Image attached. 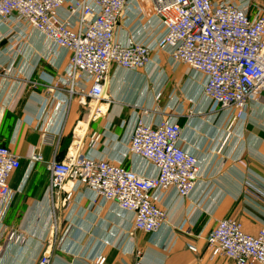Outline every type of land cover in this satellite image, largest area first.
<instances>
[{
    "label": "crops",
    "instance_id": "0c3cea01",
    "mask_svg": "<svg viewBox=\"0 0 264 264\" xmlns=\"http://www.w3.org/2000/svg\"><path fill=\"white\" fill-rule=\"evenodd\" d=\"M129 35L119 23L115 37L125 41ZM17 37H4L0 29V145L21 163L35 151L43 161H28L42 168L29 167L21 178L17 170L10 177L13 197L8 205L0 204V264H38L42 256L49 257V264H96L98 257L104 258L102 264H134L138 257L149 264H233L211 258L205 236L222 219L240 222L250 234L264 223V100L247 112L256 118L229 120L203 98L198 74L171 64L191 108L185 112L184 103L155 106L156 92L147 85L160 74L164 59L170 64L166 55H159L145 70L112 68L104 84L109 106L103 116L93 118L77 96L67 104L59 94L68 54L38 33ZM190 88L195 89L191 99ZM144 110L157 119L178 118L181 145L198 157L201 168L188 198L169 189L159 199L166 214L159 232H132L127 214L111 205L91 204L81 187L69 201L62 191L50 198L47 164L54 157L64 159L75 140L78 152L88 153L92 133L99 139L91 157L148 174L151 168L128 150L132 119ZM227 132L230 138L220 148ZM45 135L51 143L44 142Z\"/></svg>",
    "mask_w": 264,
    "mask_h": 264
},
{
    "label": "built area",
    "instance_id": "2783aa9c",
    "mask_svg": "<svg viewBox=\"0 0 264 264\" xmlns=\"http://www.w3.org/2000/svg\"><path fill=\"white\" fill-rule=\"evenodd\" d=\"M119 23L129 30L125 41L115 37ZM0 29L4 37L17 34L19 39L38 33L68 54L59 94L67 104L77 96L93 118L109 106L104 84L112 68L145 70L159 54L198 74L203 98L230 120L243 119L264 100V5L254 0H0ZM181 133L178 118L157 119L144 110L132 119L128 150L151 168L148 174L91 157L96 133L86 154L78 152L75 140L64 159L54 157L47 164L50 198L62 191L69 201L81 187L91 204L127 214L132 232L155 234L166 222L159 199L169 189L188 198L201 175L198 157L181 145ZM230 135L225 134L220 148ZM44 142L51 143L46 135ZM28 161L43 158L35 151ZM20 165L21 158L0 145V204L11 201L9 180ZM205 243L211 258L264 264V223L250 234L240 222L222 219ZM103 261L98 257L95 262ZM49 262L42 256L38 264ZM134 264L149 263L138 257Z\"/></svg>",
    "mask_w": 264,
    "mask_h": 264
},
{
    "label": "rangeland",
    "instance_id": "374dc122",
    "mask_svg": "<svg viewBox=\"0 0 264 264\" xmlns=\"http://www.w3.org/2000/svg\"><path fill=\"white\" fill-rule=\"evenodd\" d=\"M254 2L258 6L264 5V0H254ZM159 55H164V54H159ZM166 59H167V57H166ZM181 66L186 68L184 65H181ZM159 71H160V74L158 76H156L155 79H153V82L151 84L147 85L149 92H151V89H154L153 93L156 92V94H154V98L152 96V104H154L155 106L161 107V106H165L166 104H170V105L174 106V105H178L180 103H184L185 112H189V109L191 108V102L187 103L185 101V98L183 97V94L180 93L179 87L177 86L179 80L176 78V74L173 72L171 64H169L164 59L163 63H161V67H160ZM174 88H175V91H174ZM194 91H195V89L192 90V88H190V90L187 94L189 99H191L192 96L194 95ZM156 95H158L159 97L156 98ZM109 100H111V99H109ZM210 106H213L214 108L217 107L216 104H210ZM144 108L150 109L149 107L148 108L144 107ZM261 117L264 119V113L262 114ZM254 118H256V116H247V114H246L244 116L243 120L246 121L247 119H254ZM227 119L230 120L229 117H227ZM29 167L42 168V165L41 164H35V165L31 166L28 163V161H22L21 168L17 172L18 177L19 178L23 177Z\"/></svg>",
    "mask_w": 264,
    "mask_h": 264
},
{
    "label": "trees",
    "instance_id": "16d2710c",
    "mask_svg": "<svg viewBox=\"0 0 264 264\" xmlns=\"http://www.w3.org/2000/svg\"><path fill=\"white\" fill-rule=\"evenodd\" d=\"M20 168H21V165H20ZM20 168H19V169H20ZM19 169H18V170H19Z\"/></svg>",
    "mask_w": 264,
    "mask_h": 264
}]
</instances>
